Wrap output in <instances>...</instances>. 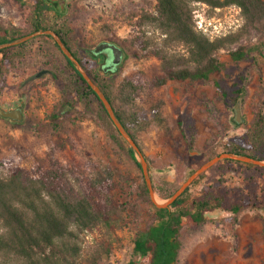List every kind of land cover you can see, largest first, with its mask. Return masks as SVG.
<instances>
[{"label": "rangeland", "instance_id": "374dc122", "mask_svg": "<svg viewBox=\"0 0 264 264\" xmlns=\"http://www.w3.org/2000/svg\"><path fill=\"white\" fill-rule=\"evenodd\" d=\"M154 4V0H64L60 4L65 8L63 15L45 4L44 13L51 19L46 24L50 27L57 15L63 16L69 48L88 70L96 61L89 51L99 43H113L122 50L118 71L109 75L97 70V81L145 160L155 202L163 204L187 180L193 164L202 166L233 147H246L247 154L264 162V107L260 105L264 102V17L248 24L232 7L192 4L194 25L237 20L230 34L239 40L229 50L217 52L223 69L208 81H170L158 87L156 80L163 76L160 61L141 49L143 30L137 26L139 16L151 12ZM32 5L33 0H0V24L26 33ZM145 31L149 38L159 40L157 31ZM25 44V52L14 51L9 65L0 66V105L21 100L24 108L19 124L0 119V178L15 169L37 178L41 168L53 164L63 169L65 182L75 193L79 182L109 177L113 200L119 206L117 221L83 232L73 229L69 245L78 254L72 260L74 264L146 262L133 252L137 233L154 218L151 207L142 201L144 177L136 166L138 155L133 154L135 163L127 152L128 144L93 96L82 101L75 94L72 71L50 37L38 36ZM237 49L246 58L233 62L228 52ZM177 51L183 52L180 47ZM42 70L49 74L33 79ZM55 78L62 88L56 86ZM124 79L136 91L122 95L119 85ZM65 100L71 108L64 105ZM254 167L219 161L202 185L226 192L229 198L235 192L250 191L252 185L262 198L264 170ZM204 217L207 222L197 226L183 221L179 264H264V211L247 208L232 215L217 209ZM0 264L25 263L0 255Z\"/></svg>", "mask_w": 264, "mask_h": 264}, {"label": "trees", "instance_id": "16d2710c", "mask_svg": "<svg viewBox=\"0 0 264 264\" xmlns=\"http://www.w3.org/2000/svg\"><path fill=\"white\" fill-rule=\"evenodd\" d=\"M154 2L151 12L139 16L137 26L143 30L140 38L141 49L150 51L160 61L163 76L156 80L158 87L170 81H208L212 75L223 69V64L216 58L217 52L229 50L230 46L239 40L238 35L229 34L210 41L197 32L192 16V4L200 3L212 9L235 6L248 24H253L264 17V0H154ZM45 11L46 7L41 0H33L26 28L32 27L33 32L50 30L68 45L69 32L65 21L62 20L63 16L57 15L58 20L56 19L50 27L46 24L51 19L46 18ZM147 28L157 31L159 40L149 38L145 31ZM21 31L20 28L6 23L0 24V45L19 39L23 36ZM25 47L26 44L23 43L0 50V66H8L10 54L17 50L25 52ZM55 47L57 48L56 45ZM178 47L182 53L177 51ZM228 54L233 62L246 58L241 49L229 51ZM61 56L72 71L75 94L82 101L88 96H93L109 120L92 90L81 79L72 64L62 54ZM72 56L82 66L75 54ZM94 67L93 65L91 70H88L83 66V69L112 106L110 98L97 81V69ZM54 82L58 88L63 87L57 78ZM119 91L123 95L136 90L130 80L124 79L119 85ZM64 105L71 108L68 100L64 101ZM260 105L264 107V102ZM114 114L128 133L122 117L116 111ZM156 121L160 123L159 118H156ZM116 133L118 134L117 131ZM129 136L133 140L132 136ZM247 151L246 147H233L228 154L263 161L260 157L247 154ZM127 152L135 162L134 153L129 146ZM223 162L246 165L232 160ZM136 166L139 167L137 163ZM199 167V164H193L186 179ZM254 168L264 170L260 167ZM41 169L37 178L27 177L19 169L13 170L6 178H0V255L23 261L25 264H74L72 259L77 257L78 249L69 245V241L74 238L72 230L83 232L99 225L110 227L117 221L119 206L113 200V183L109 177L101 176L93 182H79L77 192L74 193L65 182L66 175L60 166L56 169L53 164H46V167ZM209 171L200 175L169 206V210L157 209L151 204L143 183L142 201L151 207L154 218L134 239L135 256L147 259L146 262L138 264H179V253L183 248L180 232L184 220L191 226H197L207 222L204 217L206 212L217 209L230 212L232 215H237L247 208L264 211V196L259 198L252 191L254 189L252 185L250 191L235 192L231 198L226 192L223 194L212 191L210 187L202 185ZM199 187L200 194L195 196V191Z\"/></svg>", "mask_w": 264, "mask_h": 264}, {"label": "water", "instance_id": "95a60500", "mask_svg": "<svg viewBox=\"0 0 264 264\" xmlns=\"http://www.w3.org/2000/svg\"><path fill=\"white\" fill-rule=\"evenodd\" d=\"M45 35L51 37L54 40V42L58 46L59 50L62 52V55L70 62V64H72V66L75 68V70L80 75L81 79L87 84V86L92 90L93 94L96 96V98L98 99V101L101 103V105L104 108V110H105V112H106V114H107L110 122L112 123V125L114 126V128L116 129V131L118 132V134L120 135V137L128 144V146L133 151V153H136L138 155V157H139L138 165H139L140 170H141V173H142V175L144 177V183H145L146 189L148 191V195H149V198H150V202L157 209L169 210V206L177 198H179L193 184V182L198 179V177L200 175H202L204 172H206L207 170H209L212 166H214L219 161L232 160V161L241 162V163H244V164H250V165H253V166H256V167L264 168V162H261V161H258V160H255V159H252V158H249V157L238 156V155L228 154V153L221 154V155L213 158L209 162L205 163L204 165L200 166L170 196V198L168 200H166V202H164L163 204H157L155 202V200H154V192H153V189H152L151 181H150L149 176H148V173H147V168H146L145 160L142 157V155L140 154L137 146L135 145V143L133 142V140L130 138V136L128 135V133L125 131V129L123 128V126L121 125V123L116 118L112 106L106 100V98L104 97V95L101 92V90L98 88V86H96L90 80V78L86 75L84 69L75 60V58L68 51V49H66L65 45L60 41V39L58 38V36L55 33H53L52 31H49V30L35 32V33L31 34L30 36L24 37V38H22L20 40H17V41H14V42H10V43H6V44H3V45H0V50L6 49V48H10V47H13V46H16L18 44H21L23 42H26V41L34 38V37L45 36ZM105 51L112 52V62H111V65L114 66V67H118L120 65V63H121L122 52H121V50L119 48H117L113 44H109V43H106V42L99 43L93 49L92 55L94 57H97L99 55H102ZM43 73H45V72H43ZM38 76H41V74H39ZM0 118H2V119H9L11 121H14V122L19 123L22 120L21 111L20 110H17V109L16 110H12V111H6V110H3V109L0 108Z\"/></svg>", "mask_w": 264, "mask_h": 264}, {"label": "flooded vegetation", "instance_id": "af4514ba", "mask_svg": "<svg viewBox=\"0 0 264 264\" xmlns=\"http://www.w3.org/2000/svg\"><path fill=\"white\" fill-rule=\"evenodd\" d=\"M21 0H18L17 2H20ZM42 2H43V4H45L47 7H48V9H50L52 12H54L55 14H59V15H63L64 13H65V8L63 7V6H60V4L64 1V0H41ZM59 6L61 7V9H59ZM21 30V29H20ZM32 31L33 30V28L32 27H29L28 29H27V31H26V33H23V36H20V38L19 39H17V40H20V39H22V38H24V37H27V36H30L31 34H33V33H35V32H28V31ZM24 30H22L21 32H23ZM47 31V30H46ZM50 31V30H49ZM28 32V33H27ZM46 36V35H45ZM47 37H49V36H47ZM35 38V37H34ZM51 38V37H50ZM52 39V38H51ZM17 40H15V41H17ZM31 40V39H30ZM53 40V39H52ZM29 41V40H28ZM61 41V40H60ZM12 42H14V41H12ZM27 42V41H26ZM53 42H54V40H53ZM62 42V41H61ZM23 43H25V42H23ZM23 43H21V44H23ZM63 43V42H62ZM102 43V42H101ZM106 43H109V42H106ZM54 44L56 45V43L54 42ZM64 45H65V47H66V49H69V47H68V45H66L65 43H63ZM109 44H113V43H109ZM18 45H20V44H18ZM18 45H16V46H18ZM113 45H115V44H113ZM57 46V45H56ZM117 48H119L117 45H115ZM13 47H15V46H13ZM96 47V46H95ZM94 49V48H93ZM93 49L92 50H90L89 52H90V54H91V56H93L92 55V51H93ZM120 49V48H119ZM57 50L59 51V53L60 54H62V52L59 50V48H58V46H57ZM121 50V49H120ZM71 54H74L72 51H71V49L70 50H68ZM121 52H122V50H121ZM86 54H89L88 52H85V54L84 55H86ZM77 57V56H76ZM94 57V56H93ZM95 58V63H94V65L96 66V69L97 70H100V71H102L103 73H108L109 75H113L114 73H116L117 71H118V68H119V66L118 67H114V66H112L111 65V62H112V52H110V51H105L102 55H99V56H97V57H94ZM122 59H123V52H122ZM122 59H121V62H122ZM121 64V63H120ZM81 66V65H80ZM82 68H83V65L81 66ZM43 72H45V73H43ZM39 74H41V76H44V75H48L49 73H48V71L47 70H42V71H40L39 73H37L34 77H33V79H35V78H37V77H41V76H38ZM0 108L1 109H3V110H6V111H12V110H20L21 111V116H22V120H23V118H24V108H23V103H22V101L21 100H19L18 102H16L14 105H9V106H3V105H0ZM0 119H2V118H0ZM2 120H4V121H7V122H10V123H13V124H19V123H21V122H19V123H17V122H14V121H11V120H9V119H2ZM21 120V121H22Z\"/></svg>", "mask_w": 264, "mask_h": 264}, {"label": "built area", "instance_id": "2783aa9c", "mask_svg": "<svg viewBox=\"0 0 264 264\" xmlns=\"http://www.w3.org/2000/svg\"><path fill=\"white\" fill-rule=\"evenodd\" d=\"M231 9L236 11V13H240V10L235 6H232ZM235 23L237 24L238 21L234 20L233 22L223 23L220 20L195 22V30L207 37L210 41H213L229 35L236 27Z\"/></svg>", "mask_w": 264, "mask_h": 264}]
</instances>
